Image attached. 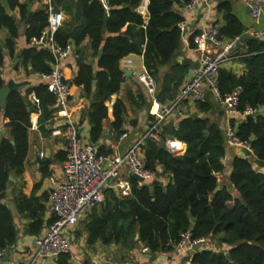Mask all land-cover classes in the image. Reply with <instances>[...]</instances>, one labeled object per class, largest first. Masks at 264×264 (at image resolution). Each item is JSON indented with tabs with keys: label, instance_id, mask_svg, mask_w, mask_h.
<instances>
[{
	"label": "trees",
	"instance_id": "trees-1",
	"mask_svg": "<svg viewBox=\"0 0 264 264\" xmlns=\"http://www.w3.org/2000/svg\"><path fill=\"white\" fill-rule=\"evenodd\" d=\"M11 9L18 13L8 15L0 2V28L8 30L5 47L14 50L19 29L25 26L29 41L39 37L47 25L44 5L33 9L37 0H7ZM142 0H108L111 8L107 13L99 0H53L57 9L73 14L64 21L55 33L60 44L72 43L75 56L87 49L97 58L98 69L85 59L77 62L73 82L82 87V93L91 100L85 112L90 125L89 141L104 154L100 144L103 120L107 117L105 101L119 90L123 80L120 60L130 53L141 52L146 70L153 76L161 65L171 64L181 41L178 22L183 21L179 8L188 0H149V18L146 24L137 7ZM126 4V5H124ZM221 21H217L219 37L229 41L241 37L245 27L234 15L228 1L217 5ZM107 34L102 32L104 17ZM144 24V26H143ZM87 42L85 45L84 42ZM244 50H236L243 64L241 74L220 67L217 86L221 95L240 85V109L250 105L256 112L231 118L240 140L250 143L253 155L264 161V37L252 36L245 41ZM0 43V66L3 50ZM190 46L196 47L191 39ZM20 57L29 64L33 72L48 73L53 56L44 47L30 45L22 50ZM186 64L174 63L164 76L156 98L161 103L173 101L177 91L186 80ZM96 85L93 88V81ZM4 84L0 71V86ZM33 94L39 112L38 123L48 121L53 114L55 96L47 89L45 81L30 87L25 94L19 89L5 99L0 116L5 132H0V199L5 195L9 176L14 172L20 176L28 149V128L31 125L28 94ZM199 107L207 110L201 101ZM114 120L111 127L116 137L124 132L125 107L120 99L113 104ZM174 135L184 142L181 154L170 152L162 142L147 139L142 145L146 167L167 181L157 183L140 182L130 177L131 191L119 197L112 188H105L104 200L93 207L92 214L83 221L88 244L100 240L104 245L114 244L122 251L121 258L128 262L129 252L139 246L149 255L169 254L173 256V244L180 233L189 230L193 238L205 237L215 242L213 248L204 247L192 254L197 264H264V173L252 163L236 156L231 164L228 182L220 184L218 174L224 170V135L216 124L206 118L190 116L183 118L178 128L169 126ZM166 130V127H165ZM220 185L221 188L216 190ZM235 190V195L231 192ZM17 206L30 218L25 232L40 235L45 224L54 217L45 219V204L34 196L22 192L15 195ZM99 208V209H98ZM136 235L138 237L136 238ZM16 229L11 210L0 203V250L8 249L16 240ZM50 264H74L71 253L61 254Z\"/></svg>",
	"mask_w": 264,
	"mask_h": 264
},
{
	"label": "crops",
	"instance_id": "crops-1",
	"mask_svg": "<svg viewBox=\"0 0 264 264\" xmlns=\"http://www.w3.org/2000/svg\"><path fill=\"white\" fill-rule=\"evenodd\" d=\"M223 1H228L231 4L234 15L240 19L245 27L244 33H249L252 37L254 36L252 31L264 29V0H260L263 11L259 23H254L252 21L248 7L240 0H199L193 9L182 10L179 8L180 15L183 17V22L186 26L185 38H181L180 46L174 55L172 63L161 65L158 68V73L154 76L157 83V91H160L163 84V78L170 71L172 64H186L188 71L190 65L184 62V60H198V53L195 48L190 46V40L192 39L194 43H196V37L205 27L217 25V21H221V14L217 12V5ZM148 2L149 0H142L137 7V11L143 17L144 24L147 23L149 18L147 10ZM38 5H41L39 0H37V3H35L32 8L36 9ZM13 12L14 15L18 16L16 11ZM72 18L73 14L64 13V21H70ZM26 23L27 22L20 26L19 35L12 52L4 45L5 40L8 37V30L4 27L0 28V43L3 50V59L0 66L1 77L4 83L9 79H13L17 82H26L21 88H16L19 89L22 94H25L30 87L38 85L44 81L40 77V74L33 72L29 64L24 63L23 59L20 57L22 50L32 45L25 35ZM104 34H107V32ZM87 42L88 41L84 42V44L86 45ZM143 48L144 44L141 46V52L130 53L120 60V68L123 71V80L120 84L119 90L113 93L111 97L105 101V105L107 106V117L103 120V133L99 141L100 144L104 146V150L124 153L130 145H132L144 133L153 121V115L149 112L152 99L136 76L138 72L146 69L143 61ZM244 48L245 42H243L241 47L237 50H244ZM80 55H82L80 60L85 59V61L92 64L94 69H98L97 58L91 56L89 49ZM79 56H75L74 54L62 63L65 78L70 84L72 91V97L69 102V113L71 118L75 120L79 126V138L81 143L83 145H92L89 141L90 125L88 118L85 116V112L88 110L91 100L83 95L82 87L73 82L75 71L77 69V62L80 61L77 60ZM238 58V55L233 56L230 60L224 62L221 67H225L238 75L241 74L243 71V64ZM197 68L198 67H196L195 70ZM124 70L129 73H126ZM117 99H120L125 107L124 132L118 137L115 136L116 131L111 127V123L114 120L113 104ZM27 100L32 112L30 114L31 125L28 128V149L24 161L23 172L20 176H17L14 172L10 174L12 178L9 176L5 195L0 199V203L5 204L11 210L17 236L12 244L13 246L9 247L3 256H0V264H16L18 261H26L33 257L36 250V236L26 234L25 229L30 222V218L26 211H22L18 208L15 195L22 192L27 197L34 196V198L38 199L40 203L43 202L46 207L44 212L45 219H50L51 214L48 212L50 193L49 177L54 176L58 179L61 178V166L67 153L68 141L66 137V119L58 112L57 106L54 105L53 107L52 117L48 121L39 124V112L35 109L37 101L34 95L31 93L28 94ZM169 102L171 101L166 103ZM201 102L204 103V106L208 107L207 110L201 109L198 101H183L177 104L174 112L164 121V132L166 137L178 139L168 127L172 126L177 129L179 122L183 118L194 115L208 119L210 124H216L219 129H221L225 140V156L222 159L224 170L218 174V182L220 184L227 183L232 161L236 156H242V152L226 143L225 127L227 123L230 122L231 118L226 114L224 105L221 103L216 93L211 89L207 90L206 96ZM235 118L237 120L242 119L241 116H236ZM0 119L4 122L8 121V118H2V116H0ZM184 150L185 144L181 153H183ZM40 152L44 153L43 157L39 156ZM40 159H48L49 161L41 163L39 161ZM249 161L255 169L262 172L261 169L264 167V161H258L254 155ZM122 177L127 180L130 179L131 175L128 173L127 168H123ZM167 179L168 178L165 176L163 178L158 176V182H166ZM107 188H112L119 197L123 196L118 193L117 188L113 186H108ZM231 192L235 195L234 189H231ZM92 209L80 217L77 225L73 227L71 232V255L74 264L182 263L169 254H159L156 256L149 255L146 249L142 246L129 252L128 262L124 263L121 258L122 251L119 250L118 246L114 244L107 246L102 244L100 240L95 241L91 245L88 244V234L82 229V226L83 221L92 214ZM46 226L47 224H45L44 229ZM44 229L42 231H44ZM51 262L52 261L48 259L40 258L38 264H50Z\"/></svg>",
	"mask_w": 264,
	"mask_h": 264
},
{
	"label": "built area",
	"instance_id": "built-area-1",
	"mask_svg": "<svg viewBox=\"0 0 264 264\" xmlns=\"http://www.w3.org/2000/svg\"><path fill=\"white\" fill-rule=\"evenodd\" d=\"M108 13L111 6L108 0H99ZM199 0H188L181 6L182 10L193 9ZM208 1V0H203ZM250 10L254 23H259L263 7L259 0H240ZM46 7L47 25L39 37L30 39L32 45L47 48L53 61L48 73L40 77L45 81L47 89L55 96V105L58 112L66 119V137L68 141L66 158L61 166L60 179L49 177L50 193L48 212L54 220L46 226L44 231L35 237L36 250L33 257L16 264H38L40 258L50 261L56 260L61 254L71 253V232L80 217L104 200V190L108 186L117 188L120 195H128L131 191L129 180L122 177L123 168H127L132 176L142 177V182H150L156 178V173L149 170L142 154V145L147 139L162 142L174 154H181L184 143L176 138L166 137L164 121L171 115L177 104L183 101H202L207 90H213L224 105L226 114L232 118L236 116L252 115L256 110L250 105L240 109V94L242 87L237 85L229 92L221 95L217 86L218 70L222 64L230 60L232 49L237 37L229 41H222L219 37V28L216 25L205 27L196 37L195 50L198 53V68L189 80H185L177 91L175 99L169 103H161L156 98L157 83L154 76L146 69L136 74L152 99L150 114L153 121L144 133L124 153H100L97 146L83 145L79 138V126L71 118L69 102L72 97L71 86L65 78L63 61L72 57L74 47L72 43L60 44L55 40V33L64 22V12L56 8L53 0H39ZM181 38H185L186 26L183 21L178 22ZM254 36L264 37V29L252 31ZM4 121L0 119V130ZM226 143L242 152V157L250 159L253 150L249 142L240 140L236 134L235 125L230 122L225 127ZM44 156L43 152L39 153ZM205 237L193 238L189 230L180 233L179 239L173 244V257L181 264H197L192 260L196 252L193 246L199 244V250L204 248ZM13 246V245H11ZM7 249L0 250V256ZM189 255L188 260L184 257ZM115 264V263H105ZM133 264V263H132Z\"/></svg>",
	"mask_w": 264,
	"mask_h": 264
},
{
	"label": "water",
	"instance_id": "water-1",
	"mask_svg": "<svg viewBox=\"0 0 264 264\" xmlns=\"http://www.w3.org/2000/svg\"><path fill=\"white\" fill-rule=\"evenodd\" d=\"M166 1H167V2H170V0H166ZM0 2H1V4H2V6L4 7L6 13H7L8 15H10V16L13 17V16H14V12H13V10L11 9V7H10L8 1H7V0H0ZM124 5H126V4H124ZM248 10H250V9L248 8ZM29 16H30V15H29ZM14 17H15V16H14ZM107 19H108V15H106V16L104 17V24H103V26H102V32H103V33H105V31H106V21H107ZM28 20H29V17L27 18L26 22H28ZM250 37H251V36H250L249 33H243V35L240 37V39L236 41V44H235V46L233 47L232 52L236 51L239 47H241L242 43H243L247 38H250ZM81 58H82V55H80V56L77 58V60H80ZM184 62H186V63H188V64L190 65V67H189V69H188V71H187V75H186V80H189V79L192 77L195 68L199 66V62H198V60H197V61H192V60H190V59H185ZM124 71H125L126 73H129V72H127L126 70H124ZM25 84H26V82H24V81H22V82H17V81H15V80H13V79H9V80L6 81V83H4L2 86H0V108H1V109L4 108L5 99H6V97H7L12 91H14L16 88H21V87L24 86ZM95 85H96V81L94 80V81H93V88L95 87ZM0 132H2V133L5 132V129L2 128V129L0 130ZM39 161H40L41 163H44V162H48L49 160H48V159H45V160L40 159ZM158 176H159V175L156 174V178L153 180V183H157V182H158ZM132 177H133L134 179H136L137 181H141V182L143 181L142 177L139 176V175H137V174H133ZM10 178H12V177L10 176ZM227 182H228V179H227ZM220 188H221V186L218 185V186L216 187V190H219ZM137 237H138V235H136V238H137ZM199 247H200V245H199V244H196V245L193 246V249H194L195 251H198V250H199ZM188 259H189V255H187V256L184 257V260H188Z\"/></svg>",
	"mask_w": 264,
	"mask_h": 264
},
{
	"label": "rangeland",
	"instance_id": "rangeland-1",
	"mask_svg": "<svg viewBox=\"0 0 264 264\" xmlns=\"http://www.w3.org/2000/svg\"><path fill=\"white\" fill-rule=\"evenodd\" d=\"M260 1V0H259ZM260 169V168H259ZM262 170V172L264 173V167L261 169ZM235 193V192H234ZM99 209V208H98ZM214 245H215V242H214V240L212 241H206V243H205V245H203L204 247H208V248H213L214 247ZM129 259V258H128ZM133 264H135V263H133Z\"/></svg>",
	"mask_w": 264,
	"mask_h": 264
}]
</instances>
